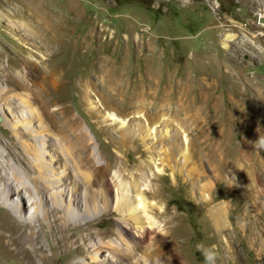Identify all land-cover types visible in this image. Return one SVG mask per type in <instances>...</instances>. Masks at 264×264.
<instances>
[{"label": "rangeland", "instance_id": "rangeland-1", "mask_svg": "<svg viewBox=\"0 0 264 264\" xmlns=\"http://www.w3.org/2000/svg\"><path fill=\"white\" fill-rule=\"evenodd\" d=\"M263 13L264 0H0V67L23 69L31 58L35 73L48 68L60 73L30 74L39 109L28 117L30 127L47 126L43 138L53 146L60 132L46 123L48 113L56 118L55 109L68 107L89 132L99 167L110 166L112 198L117 185L131 187L142 181L151 187L147 200L161 207L160 213H151L163 224L161 229L132 228L141 237L131 230L126 239L118 237L120 212L115 203L90 220L92 227L87 231L100 232L97 240L104 245L115 240L129 248L130 257H122L124 264H172L173 256L163 255L166 259L160 261L151 252L166 232L174 240L164 237L161 243L173 248L178 264H205V255L213 252L215 264H264V186L243 185L244 178L264 181V151L256 172L240 168L244 131L241 125L232 123L229 128L225 124L232 104L229 81L222 74L226 68L220 65L234 59L244 75H257L264 88V25L259 21ZM23 20L31 35L22 29ZM224 32L234 36L227 49L221 45ZM39 48L45 53L42 63L32 60V50ZM45 76L50 80L49 91H58L57 106L44 107L47 97L41 79ZM181 80L187 92L181 94L183 99L178 91ZM202 81L216 84L211 88L210 107L196 110L192 98ZM5 87L0 71V89ZM251 91L243 95L248 116L254 107L252 99L258 96ZM25 93L21 95L27 99L29 92ZM260 106L264 109V98ZM210 109L215 124L207 120ZM4 112L0 122L4 119L10 124L5 128L11 130L18 117ZM15 127L17 132L25 129ZM3 129L0 126L1 134ZM20 139L17 148L23 152L27 139ZM46 151L47 160L55 156V166L63 171L61 155L50 147ZM151 168L155 175L149 174ZM99 186L97 190L102 189ZM70 188L66 187L68 199ZM14 192L10 200L22 202L29 212L28 196ZM98 200L102 207L105 199ZM220 218L226 223L216 227L214 221ZM111 228L110 236H101ZM118 253L110 256L112 264H119ZM4 256L0 252V264H5ZM105 258L99 255L96 262L108 261ZM69 260L59 258L54 264Z\"/></svg>", "mask_w": 264, "mask_h": 264}, {"label": "bare ground", "instance_id": "bare-ground-1", "mask_svg": "<svg viewBox=\"0 0 264 264\" xmlns=\"http://www.w3.org/2000/svg\"><path fill=\"white\" fill-rule=\"evenodd\" d=\"M22 24H24L23 28L21 25L17 26L31 35L29 24L24 20ZM223 26L225 27V25ZM222 36L221 45L227 49L234 36L225 32ZM239 45H243V43H239ZM42 49H44L43 45ZM217 49L219 52V48ZM32 52V60L42 63V58L45 56L43 50L40 48L33 49ZM28 62L23 69L14 67V65L0 67L6 82V87L0 89V113L6 115L4 112L6 110L13 117H18L14 119L16 124H11V130L5 128V124H10L4 119L0 122V126L4 128V134L0 133V252L5 255L3 257L4 263L54 264L59 258H63L64 260L71 259L68 264H99L96 260H98L99 255H104L105 260L108 261H101V264H112L109 258L112 255L115 256L114 252L117 251L120 257L117 259L119 264H124L125 260L122 257L126 255L130 257L126 251L129 248L115 240L107 241L106 245L97 240L100 232L87 231L88 228L92 227L90 220L100 211H109L112 206L110 203H115L117 211L120 212L115 231L118 233V237L126 239L125 236L129 230L137 237H141L143 234L135 232L134 228L145 230V228L152 226L161 229L163 224L151 214L154 211L160 213L161 207L156 202L147 200L145 194L151 187L142 181L134 183L131 187L125 184L117 185L116 196L112 198L108 185L110 166L104 163L99 167L97 155L88 135L89 132L86 133L84 127L80 125L68 107L55 109L58 114L56 118L53 113H48L46 123L60 132L59 137L53 140V144L51 143L53 146L46 143V139L43 138L45 132L42 130L45 131L47 126H42V130L30 127L32 121L28 117L39 112L38 106L34 103V100L38 98L37 93L34 92L35 81L30 74L60 73L49 68L41 70V73L40 70L35 73L31 69V58ZM220 65L226 68L222 74L229 81L230 102L232 104V108L225 118V124L229 128L232 123L241 125L240 130L242 133L244 131V134L241 139L240 156L243 162L240 168L248 173L256 172L261 163L260 154L264 151V109L260 106L264 98V88L256 79L257 75L254 77L244 75L234 59L229 58L225 64L220 63ZM49 82L47 76L41 79L42 91L47 97L44 107L57 106L58 104L55 98L58 91H49L47 87ZM200 84L192 98L191 106L196 110L210 107L211 88L216 82L205 83L202 81ZM241 84L244 88L240 86ZM12 88H20L29 92L27 99L21 95H26L25 92H14ZM183 88L184 82L181 80L178 90L180 91L179 99H183L181 94L187 93ZM190 90L189 92H191ZM247 90L258 92L257 97L252 96L254 97L252 99L254 100V107L251 109V113L249 112V116L243 111L247 108L243 99ZM213 103L216 107V97L213 98ZM213 116L214 112L210 109L206 117L209 123L215 124ZM246 120L249 121L248 126L245 125ZM16 125L23 126L25 129L17 132L15 130ZM225 132L229 134L230 130ZM4 135L7 138L3 139ZM21 137L27 139V142L24 143L23 152L17 148V142L21 140ZM46 146L52 148L54 152H58L59 157L61 155L60 164H62L63 171L55 166L54 162L57 161L55 156L51 157L53 161L47 160L49 155ZM228 156L229 159L232 158L231 154ZM233 161L234 159L232 163ZM140 165L143 166L144 161H141ZM155 170L156 172L159 171V169ZM161 172L163 173V171ZM149 174H154V169ZM97 185H100L102 189L97 190ZM243 185L247 188L264 186V181L253 182L251 179L244 178ZM66 187H71L69 199L65 196L67 194ZM152 189L156 191L157 188L152 186ZM154 191L151 194H154ZM13 192L16 195L24 193L28 196L31 205L29 212L22 202L13 203L10 200L15 196ZM98 199L101 201L105 199L102 207ZM212 212L214 217L218 218L217 210L213 209ZM86 219L88 221H85ZM127 219H131L133 223L131 224ZM143 219L144 229L141 225ZM219 220L218 222L213 220L216 227H220L222 223L225 225L226 222L223 218ZM85 231L87 232L85 233ZM112 232H114L113 228L107 229L101 233V236H110ZM164 237L171 242L174 240L169 232H166ZM163 238L155 245V248H152L151 252L156 254L160 261L166 259L163 255L173 256L172 264H178L179 258L173 252V248H166L161 243ZM87 250L89 251L87 252ZM144 251L149 253L146 246ZM82 256H85L87 261Z\"/></svg>", "mask_w": 264, "mask_h": 264}, {"label": "clouds", "instance_id": "clouds-1", "mask_svg": "<svg viewBox=\"0 0 264 264\" xmlns=\"http://www.w3.org/2000/svg\"><path fill=\"white\" fill-rule=\"evenodd\" d=\"M205 264H215V253L213 252L210 256L205 255Z\"/></svg>", "mask_w": 264, "mask_h": 264}, {"label": "water", "instance_id": "water-1", "mask_svg": "<svg viewBox=\"0 0 264 264\" xmlns=\"http://www.w3.org/2000/svg\"><path fill=\"white\" fill-rule=\"evenodd\" d=\"M259 21L264 25V13L260 15Z\"/></svg>", "mask_w": 264, "mask_h": 264}]
</instances>
